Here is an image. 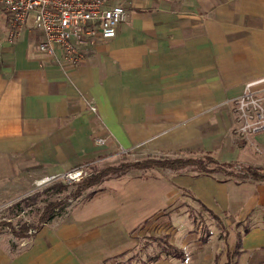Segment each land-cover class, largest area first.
Segmentation results:
<instances>
[{
  "label": "crops",
  "instance_id": "obj_1",
  "mask_svg": "<svg viewBox=\"0 0 264 264\" xmlns=\"http://www.w3.org/2000/svg\"><path fill=\"white\" fill-rule=\"evenodd\" d=\"M110 1L124 5L128 19L114 37L84 44L76 65L41 53L31 20L11 42L0 9V183L78 167L103 152L94 136L264 168V129L250 137L257 145H239L226 103L246 82L264 78V0ZM183 178L179 187L216 215L213 236L224 235L201 243L195 232L178 231L179 255L153 264H264V181ZM180 195L165 179L135 178L74 210L53 249L19 261L93 264L129 250L138 244L135 227ZM103 199L112 210L97 205ZM94 216H108L106 225L85 230ZM113 230L119 237L108 236Z\"/></svg>",
  "mask_w": 264,
  "mask_h": 264
},
{
  "label": "rangeland",
  "instance_id": "obj_2",
  "mask_svg": "<svg viewBox=\"0 0 264 264\" xmlns=\"http://www.w3.org/2000/svg\"><path fill=\"white\" fill-rule=\"evenodd\" d=\"M258 80L260 78L254 81ZM248 82L243 85L240 93L226 100V103L231 104L234 111V140L239 145L248 142L257 145L250 137L264 129L258 131H244L242 129L244 122V116L240 108L242 101L248 115L251 114L258 118V113L264 114V81H260V83L251 86L250 89H246ZM97 137L101 136H94L93 141L96 145ZM98 146L103 147V152L78 166V169L81 170L79 179L68 180L61 175L46 180L44 178L49 175L24 176L0 183V264H3V258L4 261L9 260V264H21L22 261L19 260L22 257L25 258V262H29V258L34 253L35 258L38 256V252L53 249L55 244L61 241L59 239V228L74 210L81 208V206H90L93 200L107 192L111 193L115 189L126 186L129 181L135 178L140 180H146L147 178L165 179L172 189L177 192L180 191L182 195L162 209L161 212H155L135 227L131 235L138 240L136 246L118 254L110 255L104 260L96 261L93 264H153L159 258L164 257L174 261L175 253L178 251L177 245L182 241V234H179L178 231L195 232L201 243L221 240V235H224V233L216 235L217 237L213 236V230H215L216 223H218L215 217L190 193L179 187L178 181H183L184 176L199 174L192 168L178 171L162 168L130 169L123 173L111 174L101 183L84 190L80 196L75 197L73 195L77 183L81 179L92 173H97L106 166L119 165L122 162L142 159L150 155L156 157H204L209 152L190 149L171 152H148L145 151V147L141 143L132 147L118 141L116 138H109L104 144H98ZM218 174L221 177L228 176L222 172ZM112 203V200L103 199L98 201L97 205L107 207V211H110L112 210ZM48 209L53 210L55 214L47 222L41 223V219ZM107 219L108 216L104 219H101L100 216H94L86 220L83 226L85 230L104 227ZM26 226L30 227L27 232L29 235L18 237L15 233ZM38 226L39 228L35 229ZM109 235L112 238L114 235L119 237L120 233L113 230ZM39 241L40 244H38ZM166 241L172 243L175 249L166 246ZM202 264L210 263L204 261Z\"/></svg>",
  "mask_w": 264,
  "mask_h": 264
},
{
  "label": "built area",
  "instance_id": "obj_3",
  "mask_svg": "<svg viewBox=\"0 0 264 264\" xmlns=\"http://www.w3.org/2000/svg\"><path fill=\"white\" fill-rule=\"evenodd\" d=\"M0 7L9 19L8 38L15 42L28 27L30 20L34 29L41 34L38 49L41 53L53 57L58 63L76 65L82 57L84 44L95 45L98 41L112 38L120 23L129 16L128 9L110 0H0ZM260 81H250V89ZM256 102V101H253ZM91 110L97 106L87 99ZM257 107V106H256ZM244 131H258L264 128V114L258 118L246 113L245 104H240ZM107 138L97 137V144H104ZM59 175L68 180L79 179L78 167L67 172L51 174L44 179Z\"/></svg>",
  "mask_w": 264,
  "mask_h": 264
},
{
  "label": "trees",
  "instance_id": "obj_4",
  "mask_svg": "<svg viewBox=\"0 0 264 264\" xmlns=\"http://www.w3.org/2000/svg\"><path fill=\"white\" fill-rule=\"evenodd\" d=\"M148 168H162L170 169L173 171L182 170L185 168H192L197 173H209L215 174L222 172L228 176L225 177H236L238 179L251 178L258 181H264V168L254 167V166H237L231 162H220L214 156L207 153L204 157H193V156H147L146 158L136 159L133 161L122 162L119 165H110L102 168L97 173H92L77 183V187L74 191V196H80L84 190L87 188L99 184L104 181L111 174H119L126 172L130 169H148ZM224 177V178H225ZM204 206V205H203ZM55 212L51 209L46 211L43 215L41 223L47 222L53 217ZM216 216L215 214H213ZM30 227L26 226L21 228L15 234L18 237L28 236ZM35 227V229H38ZM166 246L175 249V246L166 241ZM176 251V250H175ZM176 256L179 255L178 251L175 253Z\"/></svg>",
  "mask_w": 264,
  "mask_h": 264
}]
</instances>
